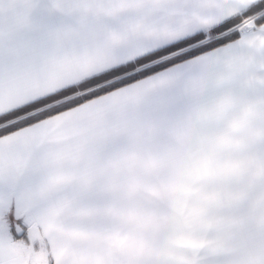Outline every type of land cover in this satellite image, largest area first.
<instances>
[{
	"label": "snow or ice",
	"instance_id": "obj_1",
	"mask_svg": "<svg viewBox=\"0 0 264 264\" xmlns=\"http://www.w3.org/2000/svg\"><path fill=\"white\" fill-rule=\"evenodd\" d=\"M229 92L264 110V0H0V264H21V241L48 264H117L116 174L154 167L150 146ZM212 223L127 264H264V225Z\"/></svg>",
	"mask_w": 264,
	"mask_h": 264
},
{
	"label": "crops",
	"instance_id": "obj_2",
	"mask_svg": "<svg viewBox=\"0 0 264 264\" xmlns=\"http://www.w3.org/2000/svg\"><path fill=\"white\" fill-rule=\"evenodd\" d=\"M208 94L207 89L201 91L202 97ZM227 95L233 97L232 106L209 118L204 106L194 105L150 146L158 161L154 167L134 177L117 173L111 189L115 199L129 198L121 192L135 191V184L197 182L200 168H209L222 185L216 208L208 203L211 227L232 224L236 230L241 220L264 225V110H245L259 104L258 97ZM19 250L21 264H48L47 256L36 254L26 241Z\"/></svg>",
	"mask_w": 264,
	"mask_h": 264
},
{
	"label": "rangeland",
	"instance_id": "obj_3",
	"mask_svg": "<svg viewBox=\"0 0 264 264\" xmlns=\"http://www.w3.org/2000/svg\"><path fill=\"white\" fill-rule=\"evenodd\" d=\"M196 179L197 182L135 184V191L124 188L121 195L130 197L115 199L114 203L126 205L128 213L124 218L115 217L113 228L127 230L129 235L117 240L110 249L104 240L98 242V247L108 249L117 264H127V250L138 242L157 251L183 254L190 242L191 230L199 226L202 218L210 217L208 203L216 208L215 202L221 197L222 185L217 177L213 179L209 168H200ZM133 193L135 197H131ZM214 213L213 209L212 217ZM212 229L215 231L214 226ZM31 250L47 256L43 248L37 250L31 245Z\"/></svg>",
	"mask_w": 264,
	"mask_h": 264
}]
</instances>
